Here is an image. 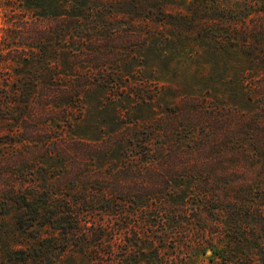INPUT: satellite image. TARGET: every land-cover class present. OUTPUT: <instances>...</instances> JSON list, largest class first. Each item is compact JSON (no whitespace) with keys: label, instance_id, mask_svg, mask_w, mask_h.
<instances>
[{"label":"rangeland","instance_id":"obj_1","mask_svg":"<svg viewBox=\"0 0 264 264\" xmlns=\"http://www.w3.org/2000/svg\"><path fill=\"white\" fill-rule=\"evenodd\" d=\"M65 1L0 0V48L5 53L0 54V61L12 57L22 63V56L16 58L17 55H37L33 65H28L27 68L23 63L12 65L11 70L4 69L0 71V75H16L28 69L34 75L49 74L62 79L75 76L81 78L87 71L88 64L93 63V60H100L103 69H93L96 78H115L118 87L133 84L131 93H128V89L123 92L115 84L111 86L106 83L107 87L96 88L88 95L85 94L71 112L76 118L73 122L76 127L63 131L67 141L81 143L115 140L118 134H122L120 131L125 132L135 121H151L155 117H159L160 122L164 121L163 125L178 129L175 140L191 146L199 141L204 132L208 141L212 140L215 133L221 140H225L221 133H225L224 128L231 120V113L234 115L237 111L254 110L264 101V96L258 97V92L262 91L260 87H264V61L234 57L235 53L229 48L233 43L241 45V40L230 42L224 38L225 30L230 28L240 31L246 25L255 26L259 20L250 16L245 18L244 0L210 1L218 7L220 3L235 6L236 11L230 16L235 22L232 24H229V16H219L218 11H209V16L205 17L200 11L189 15L187 8L192 0H73L82 5L83 11L91 15L88 17L92 21L102 20L103 25L100 29H92L88 20L82 19L86 23L79 27V32V29H72L69 24L66 28L70 10ZM183 14H188L191 17L188 19L194 20V23L183 24ZM38 22L40 25L37 27ZM197 25L202 29L217 31L215 35L212 33L216 38L210 41L209 48H203L202 42L192 39L193 34L189 31H195ZM40 34L43 39L39 38ZM73 35L96 36L100 39L98 47H90L86 42L79 47L70 40L69 37ZM215 47L221 48L219 50ZM46 48L47 53L53 55L47 60L48 70L40 69L42 66L37 62L42 60L43 49ZM134 83L137 85L134 86ZM247 96L251 97L250 102L247 101ZM58 133L60 131L56 130L54 134ZM1 139L6 140L4 137ZM29 147L34 149L36 145ZM9 148L8 145L0 146L1 150ZM197 154H183L166 163L162 158L159 161L161 165H158L160 167L150 170L115 171L119 175L111 185L115 191L110 201L117 211L124 213L111 215V212L99 210L94 214L96 219L89 216V213L81 216V222L86 220L95 223L96 220V224L102 223L95 230L96 225L90 226L92 230L89 232L92 239L98 234L105 237L101 252H109L107 241L113 239L115 250L112 256L109 253L103 254L104 260H112V264H264V165L259 163L257 168H237L236 171H230L231 164H226V155L223 157L226 168L219 169V165L215 167V172L222 177V181L214 183V176L209 177L208 186L212 190L214 187H224L225 182L231 183V180L237 185L234 190L229 188L225 195L223 193L229 207L222 204L226 220L223 219L229 235L232 233L243 240L231 248L233 253L224 244V238L230 237L220 235L218 226L211 225L206 231L201 228L193 191L200 180L209 176H206L209 170L204 169L200 176L192 168V165L198 164ZM212 157H216V154L210 152L199 157V160ZM50 163L53 164V161ZM64 164L61 161V165ZM177 164L183 166H176ZM14 165L16 166L0 165V264H105L106 261H97L96 257L87 256L88 253L80 254L74 239L69 248H63L65 240L56 229L31 221L29 208L14 202L21 192L12 189L10 183L19 182L21 172H25L19 171L20 168H25L23 161H17ZM60 171L63 172L64 169H50L48 176ZM108 171L103 169V175H107ZM27 179H30L29 176ZM151 181L157 183L155 190L150 189ZM106 185L108 186L101 183L99 188L105 189ZM120 187H126V191L120 190ZM240 187L245 192L249 188L252 190L251 196H255L251 205L260 208L261 217L256 218L254 231H234L235 224L229 218L231 212H234L230 207V199L235 200V190ZM31 188L25 189L24 193L28 195ZM183 190L187 200L186 207L181 206L179 193ZM135 191L140 196H133ZM220 204L218 200L212 202L210 213L205 215V219L211 224L221 213L212 207H219ZM80 206L84 208V205ZM168 215L170 218H167ZM243 221V227L250 228L253 224L248 216H244L241 219ZM135 235L142 244L148 238L156 240L157 249L144 250V253H137L135 256L131 253L123 258L121 249L135 243ZM164 237L169 240L167 245L159 242ZM202 237L213 241L215 245H197V240ZM180 239L193 240L194 247L182 249L177 244ZM245 239L250 243L245 242ZM255 241L261 242L263 249L249 246ZM39 243L44 245L40 246Z\"/></svg>","mask_w":264,"mask_h":264},{"label":"trees","instance_id":"obj_2","mask_svg":"<svg viewBox=\"0 0 264 264\" xmlns=\"http://www.w3.org/2000/svg\"><path fill=\"white\" fill-rule=\"evenodd\" d=\"M210 1L212 3L216 2V0H192L187 8L190 11L189 15L200 11L205 17L209 16L207 14L209 11H218L219 16H229V24L235 23L230 19V16L234 15L233 11H236L235 6L222 5L220 3V7H218L211 4ZM244 1L245 18L250 16L252 18L256 17L259 20L255 23V26L248 27L246 25L240 31H233L230 28L225 30L224 38L229 39L230 42L241 40V45L237 46L236 43H233L231 48L228 47L229 50L235 53L234 57L264 61V0ZM65 2L70 10V13L67 15L69 22L66 23V28L70 25L72 29H79L77 30L79 32V27H82L86 23H83L82 19L88 20L87 22L92 26V29L97 30L103 26L101 24L102 20L92 21L90 19L91 15L83 11L82 5L76 4L73 0H66ZM183 17V20H185L183 24L194 23V20L190 21L188 19L191 18L188 14H183ZM208 21L206 20V22ZM39 25L40 22H38L37 27ZM61 25H64V22H61ZM193 30L189 31L193 34L192 39L202 42L203 48L211 46L210 41L215 37L213 35L217 33L216 30L202 29L198 25L197 29ZM212 33L214 34L212 35ZM108 36L112 38L111 35ZM39 38L43 39L44 37L40 34ZM69 38L79 47L86 42L90 47L97 48L100 41L96 36L73 35ZM69 38L67 41H69ZM110 46L112 47V45ZM215 48L220 50L221 47ZM47 50V48L43 49L44 55L42 60L37 61L42 66L40 69L45 68V70H48L46 67L47 60L53 57V55L47 53ZM226 52L229 53L228 49H226ZM0 54H5L1 48ZM19 57L22 58L23 66L27 68L28 65L34 64L37 55L33 53H30L29 56L19 54L16 58ZM18 62V60H14L12 57L5 58L0 61V71L4 69L9 71L12 65H22V63ZM86 67L87 71L81 78H79L80 76H75L70 79H62L50 76L49 74L47 76L34 75L28 69L16 75H0V146L8 145L10 147L7 150L0 149V165H11L14 167L17 161H23L25 168L18 170L25 171L26 173H19L21 178L19 182L13 181L9 183L12 189L15 188L18 192H21L14 202H19L23 207L29 208L32 214L31 221L38 225H49L56 229L58 234L65 240L63 248H69L71 240L74 239L77 241L80 254L85 255L84 253H88L87 256L96 257L97 261H106L105 264H112V260H104L102 256L107 253L112 256L115 250L113 239H108L107 241L110 246L109 252H101V246L105 242V237L98 234L96 238L92 239V234L89 232L92 230L90 226L96 225L95 228L93 227V230H95L102 223L96 224V220L95 223L86 220L81 222V216L89 213V216L96 219L94 214H97L99 210L111 212L109 213L111 215L124 213L121 210L117 211L114 203L110 201L115 191V188L111 185L116 181V176L119 175L115 171L119 169L143 170L144 168L150 170L151 168H159L160 166L158 165H161L159 161L162 158L164 161L166 160V163L176 160V158L187 153H198L197 155L201 157L211 152L216 154V157L206 160H199V157H196L198 158V160L196 159L198 164L192 165V168L197 170L200 176L204 169L209 170L208 173L205 172L207 173L206 176H209L200 180V183L197 187H194L193 191V194H195L194 199L197 200V206L195 204L194 206H196L195 210L199 214L198 219L202 223L201 228L206 231L211 225L214 227L218 226L220 235L230 237L229 239L224 238L226 240L224 244L230 250L237 242L243 241L242 238H237V235V237L232 233L229 235L224 223L226 218L225 214H223V206H229L226 205L223 193L225 195L229 188L233 190L237 188L236 182L230 179L231 183L225 182L224 187L219 189H215L214 187L212 190V187L208 186L210 184L209 177L211 175L214 176V183L222 181V177L218 175L217 171L215 172L217 165H219V169H224L226 168V164H231L229 165L230 171H233V169L236 171L237 168H257L259 163L264 165V101L254 110L248 112L237 111L234 115L231 113V120L224 128L225 133H221L224 135L225 140H221L219 135L215 133L212 140L208 141L206 139L207 135L204 132L201 134L199 141L191 146L185 142L175 140L174 136H178V129L163 125L164 121L160 122V118L155 117L151 121H135V123L128 127V130L124 128L125 132L120 131L122 134H118L115 140L104 139L100 141L71 143L72 141H67L66 137L64 138L66 134L63 131L65 129L70 131L76 127L73 125L76 118L71 115V112L74 106H78V102L84 98L85 94L88 95L96 88L102 89L103 87H107L105 86L106 83L111 86L115 84V87L121 89L123 92L128 89V93H131L133 88L131 87L133 84L118 87V82L115 78H96L93 75V69L95 71L103 69L100 60H93V63L88 64ZM136 85L134 83V86ZM260 88H262V91L258 92V97L264 96V87ZM250 100L251 97L247 96V101L250 102ZM56 130H59L60 133L55 135ZM3 137L6 140L1 139ZM195 139H198V137ZM30 145H36V147L33 149L29 147ZM226 155L225 164L223 157ZM232 159L235 160L233 161ZM38 160L39 162L37 163L36 161ZM51 160L53 164L50 163ZM61 161L65 162V164L61 165ZM59 162L60 164L58 165ZM176 166L183 165L177 164ZM58 168H62L64 171L51 175V177L48 176L50 169L54 170ZM103 169L109 170L107 175H103ZM140 175L142 174L140 173ZM143 175H145V172H143ZM27 176L30 179H27ZM101 183H106L108 186L106 185L105 189L99 188ZM135 183L138 184V182ZM142 184L145 185V182ZM156 184V182L151 181L150 189L154 188L155 190ZM30 188L31 191L26 195L27 193H24L25 189L30 190ZM120 190L125 192L126 187H120ZM235 191L238 192L234 195L235 200L232 201L230 199V207L233 208L232 211L234 212H231L232 215L229 217L232 223L235 224L234 231L246 232L249 229L254 231L257 223L256 218L261 217L259 213L260 208L254 207L253 204L251 205L255 195L251 196L253 192L250 188L246 192L241 190V187ZM133 193L135 197L140 196L137 191ZM179 194L181 206L185 205L186 207L185 190ZM215 200H218L221 204L219 207L213 206L212 208L221 213L211 224L206 220L207 218L205 219V215L210 213V204ZM80 205H84V208ZM244 216H248L253 220L250 228L242 226L244 221L241 222V219H244ZM167 218H170L169 215ZM138 238L136 236L135 243L132 242L121 249L123 251V258H127L131 253H133L132 256H135L137 253H144V250L157 249L156 240L148 238L143 240L144 243L142 244ZM167 239V237H164L159 242L167 245L169 241ZM197 241V245L204 243L210 246L215 245L213 241H207L205 237ZM244 241L249 242L248 239ZM177 244L182 249L194 247L193 240L189 239H180L177 241ZM261 244V242H256L249 246L263 249ZM43 245V243L40 244V246ZM248 258L251 257L248 256Z\"/></svg>","mask_w":264,"mask_h":264}]
</instances>
